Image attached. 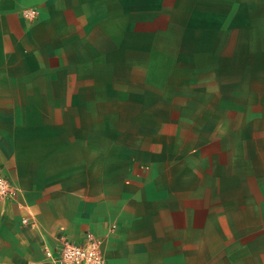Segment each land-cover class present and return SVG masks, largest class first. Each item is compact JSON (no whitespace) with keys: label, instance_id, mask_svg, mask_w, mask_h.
Returning <instances> with one entry per match:
<instances>
[{"label":"crops","instance_id":"crops-1","mask_svg":"<svg viewBox=\"0 0 264 264\" xmlns=\"http://www.w3.org/2000/svg\"><path fill=\"white\" fill-rule=\"evenodd\" d=\"M0 174V264H264V0H0Z\"/></svg>","mask_w":264,"mask_h":264},{"label":"built area","instance_id":"built-area-1","mask_svg":"<svg viewBox=\"0 0 264 264\" xmlns=\"http://www.w3.org/2000/svg\"><path fill=\"white\" fill-rule=\"evenodd\" d=\"M21 15L33 21L36 19L37 11L24 8ZM16 192V187L0 174V197L15 196ZM22 223L26 224L27 220L23 219ZM116 227V224H111L109 231L115 232ZM56 241L53 249H45V256L52 264H104V237L84 231L79 239L71 240L65 232H61Z\"/></svg>","mask_w":264,"mask_h":264},{"label":"rangeland","instance_id":"rangeland-1","mask_svg":"<svg viewBox=\"0 0 264 264\" xmlns=\"http://www.w3.org/2000/svg\"><path fill=\"white\" fill-rule=\"evenodd\" d=\"M36 20V19H35ZM34 21V20H33Z\"/></svg>","mask_w":264,"mask_h":264}]
</instances>
